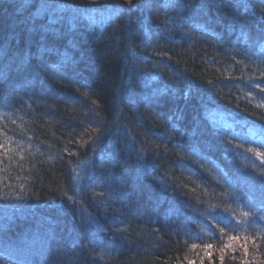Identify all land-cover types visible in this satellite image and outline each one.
<instances>
[{
    "label": "trees",
    "instance_id": "trees-1",
    "mask_svg": "<svg viewBox=\"0 0 264 264\" xmlns=\"http://www.w3.org/2000/svg\"><path fill=\"white\" fill-rule=\"evenodd\" d=\"M261 73L264 0H0V264H264Z\"/></svg>",
    "mask_w": 264,
    "mask_h": 264
},
{
    "label": "snow or ice",
    "instance_id": "snow-or-ice-1",
    "mask_svg": "<svg viewBox=\"0 0 264 264\" xmlns=\"http://www.w3.org/2000/svg\"><path fill=\"white\" fill-rule=\"evenodd\" d=\"M133 0H127V3L128 4H132ZM262 76H264V73H261ZM257 88L260 87L259 84L256 85ZM262 91H264V89H262ZM258 156H260L261 158H264V153H257ZM69 199H71V197H69ZM222 231V230H221ZM223 258V257H221Z\"/></svg>",
    "mask_w": 264,
    "mask_h": 264
}]
</instances>
